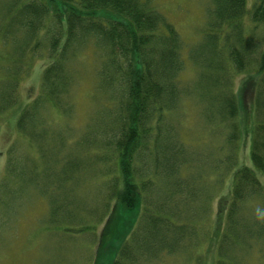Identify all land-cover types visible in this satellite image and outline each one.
<instances>
[{
    "label": "trees",
    "instance_id": "1",
    "mask_svg": "<svg viewBox=\"0 0 264 264\" xmlns=\"http://www.w3.org/2000/svg\"><path fill=\"white\" fill-rule=\"evenodd\" d=\"M7 10L8 20H1L0 30L6 41V59L11 60L0 66V74H4L0 111L12 105L13 82L20 76L26 55L35 54L41 30H45L48 44L43 93L31 105L26 104L17 124L38 147L40 159L32 162L40 163L47 157L48 146L55 142L65 169L75 164L68 159L73 152L64 148L69 134L43 120L37 103L63 104V95L72 84L69 59L90 40L96 39L95 46L104 57L101 86L104 90L112 88L113 94L106 100L112 101V109L104 122L102 119L93 127L92 134L97 136L105 130L100 142L108 141V146L114 142L118 151L110 155L118 172L110 171L114 184L107 199L127 210L137 208L140 213L137 225L135 221L115 251L120 215L118 219L114 206L99 238L96 261L109 254L113 255L111 264L149 263L147 258L162 264L164 258L176 255L185 240L191 247L198 236L170 205V201H194L188 197L195 192L184 187L196 186L185 178L186 169L195 162L188 156V142L177 135L173 115L180 101L194 97L209 129V135L200 141L215 137L220 148L216 166L208 167L206 176H215L223 165L231 172L227 191L217 199L212 222L206 224L208 229L205 226L204 242H208L201 264H236V260L248 259L264 264V37L256 35L259 25H264V0H254L249 10L247 0H210L203 36L189 47L155 0H12ZM188 62L198 69L197 78L200 75L191 83L181 79ZM241 71L251 73L236 91L234 80ZM88 138L76 143L89 148L85 154L90 157L93 138ZM248 139L249 160L240 161L239 150ZM54 155L55 150V161ZM97 157L107 161L105 156ZM16 166L18 162L11 175L20 174ZM63 175L66 180L71 177L69 170ZM224 179L221 177L220 182ZM40 180L33 183L41 191ZM57 184L51 182L50 188ZM152 192L158 202L155 211L149 195ZM44 193L54 211L52 197ZM204 197L206 203L212 196L205 193Z\"/></svg>",
    "mask_w": 264,
    "mask_h": 264
},
{
    "label": "rangeland",
    "instance_id": "2",
    "mask_svg": "<svg viewBox=\"0 0 264 264\" xmlns=\"http://www.w3.org/2000/svg\"><path fill=\"white\" fill-rule=\"evenodd\" d=\"M11 1L0 0V23L2 19L5 22L8 20L7 6ZM155 1L158 9L176 28L187 47L194 46L200 41L206 27L205 15L210 0ZM253 2L254 0H247L248 10L253 6ZM246 21L250 27L252 23L248 16ZM44 34L45 30H41L35 54L26 55L21 66L23 71H20V76L13 82L15 92L10 99L12 105L0 111V264H111L113 255L106 254L103 259L100 257L96 261V253L104 224L114 206L118 219L120 215V223L116 229L119 238L113 242L114 248L125 238L135 221L137 225L140 212L137 208L127 210L119 207L118 204L115 205L116 201L107 199V192L114 184V180L110 179L112 177L110 171L113 170V174L118 172L116 160L110 159V155L117 154L118 151L114 142L109 146L108 141L100 142L105 130L97 136L92 134L93 127L102 119L104 122L107 113L112 109V101L106 100L113 94L112 88L104 90L101 86L100 70L104 57L95 46L96 39L90 40L79 49L75 58L69 59L72 84L63 95V104L56 105L50 101L37 103L43 120L49 121L55 126L54 129L69 134L70 141H67L64 148L73 152L68 159L75 160V164L65 169L59 153L56 152L55 142L48 146L47 157H43L40 163L32 162L40 159L38 147L17 125L19 115L27 107L26 104L31 105L43 93L44 66L48 58V44L44 40ZM256 35L259 38L264 37V25H259ZM3 39V32L0 30L1 67L7 64L6 61L11 60L6 59L8 51L4 45L6 41ZM192 63L188 62L181 73V79L189 83L197 78L198 73V69ZM250 73L238 72L234 80L236 91H239L241 82ZM3 75L0 74V80ZM200 107L197 98L193 97L184 102L180 101L173 113L177 120L175 128L177 135L188 142L189 146L186 147L188 156L195 162L186 169L185 178L194 182L196 186L191 189L184 187L187 191L195 192V195L188 197L194 198V201L186 204L170 201L171 207L181 213L180 219L183 217L188 226L198 232V236L194 237L191 247L185 240L183 246L176 251V255L164 258L162 264H201L202 260H205L204 251L208 242V240L204 242L205 226L208 229L206 224L210 225L212 222L217 209V199L221 193L227 191L231 182V172L226 165L221 166L215 176L211 174L206 176L207 168L216 166L215 160L220 148L215 137H211L207 142L200 141L209 135V129L205 128L203 123L205 119L200 113ZM91 122L93 126L88 128ZM85 136H89L90 140L93 138L90 157L85 154L89 148H84L82 143L77 144V140L80 138L84 140ZM95 138L98 140L95 141ZM220 140L223 141L224 138ZM245 142L246 144L239 150L240 161L249 160L251 141L248 139ZM97 156H105L107 161ZM25 157L28 160L22 161L21 158ZM17 162L16 167L21 172L11 175ZM68 170L71 177L66 180L63 172ZM221 177L225 178L223 183L220 182ZM37 178L41 179L40 189L43 193L34 188L36 182L34 184L33 181ZM4 180L6 182L2 184ZM51 182L58 183L55 189L50 188ZM60 183H63L62 187L59 186ZM44 192L52 197L54 211H51V201ZM205 193L212 196L206 203ZM149 195L152 196L151 207L155 211L157 196L153 192ZM139 209L141 211V208ZM147 260L149 263L143 261L142 264H156L155 260L153 262L150 258ZM236 264L255 263L248 259L236 260Z\"/></svg>",
    "mask_w": 264,
    "mask_h": 264
}]
</instances>
